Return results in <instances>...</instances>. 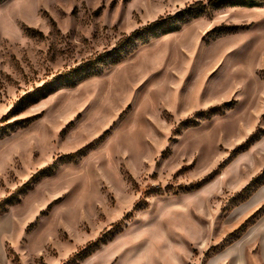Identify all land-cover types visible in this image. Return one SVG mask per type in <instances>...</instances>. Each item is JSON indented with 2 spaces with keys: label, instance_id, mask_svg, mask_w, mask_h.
I'll list each match as a JSON object with an SVG mask.
<instances>
[{
  "label": "rangeland",
  "instance_id": "374dc122",
  "mask_svg": "<svg viewBox=\"0 0 264 264\" xmlns=\"http://www.w3.org/2000/svg\"><path fill=\"white\" fill-rule=\"evenodd\" d=\"M209 1L0 0V264H264V6Z\"/></svg>",
  "mask_w": 264,
  "mask_h": 264
},
{
  "label": "trees",
  "instance_id": "16d2710c",
  "mask_svg": "<svg viewBox=\"0 0 264 264\" xmlns=\"http://www.w3.org/2000/svg\"><path fill=\"white\" fill-rule=\"evenodd\" d=\"M232 6L259 7L264 6V0H210L209 6L220 8L227 3ZM230 2V3H229ZM201 2H198L200 4Z\"/></svg>",
  "mask_w": 264,
  "mask_h": 264
},
{
  "label": "snow or ice",
  "instance_id": "6c2138e0",
  "mask_svg": "<svg viewBox=\"0 0 264 264\" xmlns=\"http://www.w3.org/2000/svg\"><path fill=\"white\" fill-rule=\"evenodd\" d=\"M190 11H191V9H190ZM256 186H258V184L250 185L249 192L254 191Z\"/></svg>",
  "mask_w": 264,
  "mask_h": 264
}]
</instances>
